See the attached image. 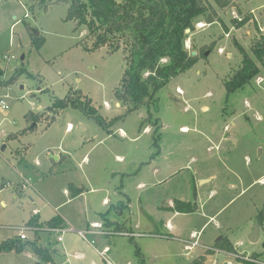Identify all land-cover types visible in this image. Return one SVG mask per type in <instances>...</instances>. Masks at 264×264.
I'll return each mask as SVG.
<instances>
[{
    "label": "rangeland",
    "instance_id": "374dc122",
    "mask_svg": "<svg viewBox=\"0 0 264 264\" xmlns=\"http://www.w3.org/2000/svg\"><path fill=\"white\" fill-rule=\"evenodd\" d=\"M209 2L220 22L202 21L189 32L186 46L197 52L198 60L159 91V111L152 108L151 119L162 126L157 148L153 138L156 126L140 128L150 115L147 108L126 112L125 106H116L114 90L126 67L122 50L109 53L104 47L86 51L81 41L91 44L88 31L67 20V3L46 9L38 0H0V78L10 80L0 89V97L10 104L8 111L0 112V241L27 228L34 208L41 211L42 219L60 213L78 226L96 219L107 208L104 197L110 204L123 198V214L115 208L109 214L118 220L128 219L141 234L134 240L127 236L115 239V253L126 261L137 264L138 243L146 264H195L207 248L216 249L213 246L219 236L238 244L236 256L259 253L264 260V222L260 239L249 240L257 216L264 210V68L242 90L228 95L225 87V81L242 65L236 44L249 49L255 38L264 34V0H232L222 8L214 0ZM30 4H34V12L29 11ZM246 18L245 25L236 26L234 20ZM39 39L44 40L40 49L35 45ZM22 68L24 71L17 73ZM71 89L88 95L104 116H122L109 128L113 132L72 108L61 111L48 125L53 113L47 107ZM106 102L109 111H105ZM34 114L38 120H32ZM69 122L75 128L67 133ZM83 135L90 137L82 139ZM136 136V141L131 140ZM96 143L88 155L90 160L80 167L79 162ZM59 145L74 154L73 163L51 157L52 153L59 155ZM116 155L124 156L125 161ZM119 165H124V170ZM66 166H70L69 173L64 174ZM17 168L29 181L26 189L25 182L19 184L22 192L16 191L23 180ZM68 179L91 191L65 202L63 189L68 188ZM4 180L11 185L2 186ZM176 198L191 201L197 209L174 213L165 208ZM50 237L43 234L39 246H46ZM197 237L199 245L188 250L186 246ZM231 253L216 250L205 264L234 262L236 256ZM68 258L74 260L71 254ZM109 259L118 264L115 256ZM38 262L24 252L0 254V264Z\"/></svg>",
    "mask_w": 264,
    "mask_h": 264
},
{
    "label": "trees",
    "instance_id": "16d2710c",
    "mask_svg": "<svg viewBox=\"0 0 264 264\" xmlns=\"http://www.w3.org/2000/svg\"><path fill=\"white\" fill-rule=\"evenodd\" d=\"M214 1L222 8L229 5L232 0ZM59 2L69 5L67 20L74 21L77 29L81 27L87 29V39L91 44L81 41L86 51L95 52L104 47L108 48L109 53L123 51L126 67L114 95L117 101L126 107V112L147 108L150 115L140 124V128L148 124L156 126L153 138L154 144L159 148L162 126L157 119H151L152 108L159 111L158 93L174 77L195 65L198 56L193 55L186 46L189 37L187 30L190 29V33L194 32L196 25L202 21L207 24L220 22L217 10L209 0H38L39 6L46 9ZM28 7L29 11L34 12V4ZM246 21L248 18L242 21L234 20L239 28L245 25ZM43 43L44 40L39 39L35 45L40 49ZM236 46L242 54V65L229 80L225 81L228 95L244 89L264 68V34H259L249 49L238 43ZM23 71L22 68L17 70V73ZM2 73L3 69L0 66V75ZM9 81L0 78V89L6 83L8 86ZM67 108L79 110L86 118L107 131L122 117L115 116L108 120L99 108L93 105L88 95L71 89L64 98H56L53 104L47 107L46 110L53 113L52 116H47L50 120L48 125ZM34 116L32 120L39 119V116L35 114ZM70 190L74 197L84 191L82 187L74 185L70 186ZM122 206L121 201L113 208L118 214H123ZM165 208L178 213H191L197 209V205L176 198L172 206ZM112 209L100 213L105 223L114 226L115 231L133 232L125 226V222L108 219ZM257 220L260 224L264 222V210L260 211ZM45 224L49 228H56L62 226L63 221L57 216ZM27 227L38 232L42 227L38 215H34L27 222ZM133 237L130 236V239L134 240ZM37 241L38 239L23 242L18 237L9 238L0 242V253L12 251L20 253L29 246L43 262L56 264L53 255L55 251L48 246H39ZM213 247L236 253L234 244L226 236L215 242ZM135 248L138 264H146L144 254L137 243ZM213 252V249L206 250L194 260V263L205 264L207 256ZM232 264H264V260L260 258L259 253L250 256L238 254Z\"/></svg>",
    "mask_w": 264,
    "mask_h": 264
},
{
    "label": "crops",
    "instance_id": "0c3cea01",
    "mask_svg": "<svg viewBox=\"0 0 264 264\" xmlns=\"http://www.w3.org/2000/svg\"><path fill=\"white\" fill-rule=\"evenodd\" d=\"M116 106L117 107H121L122 104L120 102H117L116 103ZM105 109H106L105 111H109L110 110V105L106 106ZM106 114L107 113H105V116L108 119H110L111 117H113V116H109L108 114L107 115ZM116 116H120V115H116ZM91 121H93V120H91ZM81 125L84 126V125H87V124H85L84 122H82ZM74 128H75L74 124L72 122H69L68 125H67V127H66V132L68 133L70 131H73ZM112 130L113 129H109L108 132H113ZM118 130H121L122 132H125L122 127H119ZM121 134L123 135L121 137H126L125 134H123V133H121ZM89 137H90L89 135H85V136L83 135L82 136V139H87ZM106 138L107 137H105L104 139H106ZM138 138H139V136H136V137H133L131 140L136 141ZM99 142H101V141H99ZM98 143H96L95 145H93L89 149L88 153H86L84 155L82 161L79 162V166L80 167H82V163L83 162H85V161L88 162L90 160V156L88 157V155H90V154L93 153L95 147L98 146ZM54 147H56V146H54ZM59 150H60V153H58L59 155H58L57 161L60 160L61 162H66L67 161V162L73 163L74 154L72 152H70L69 150H66L64 148H61V145H59ZM52 155H53V153L51 154V156ZM116 157H117V159L119 161H125V157L122 156V155H116ZM70 166H66L64 168V171H67V172H64L63 171L64 174L69 173L68 169L70 168ZM19 167H21V166L19 165ZM118 168L121 169V170H124L122 168H125V166L124 165H119ZM17 171H18V174H19L20 178H22L23 180H20L17 183L16 191L17 192H22V191H24V189L21 188L19 184L21 182H26V180H28V177H26L24 175V172L22 171L21 168H17ZM117 172H122V171H117ZM71 180L72 179H68V181H66V184H69L68 185V188L64 187V189H63L64 190L65 197H66V201L65 202H69V201H72L73 202L74 200H76L80 196L81 197L82 196H86L87 193L89 191H91L89 189H86L85 190V188L83 186H76L74 184V181H71ZM1 185L2 186H8V185H11V182L9 180H4ZM71 185H74L75 187H82L84 191L81 194H79V195H77V196L74 197L71 194V190H70V186ZM31 186L33 187V185H31ZM25 189H26V187H25ZM92 190H96V189H92ZM38 193H40V192L38 191ZM122 194L124 195L123 196L124 198L127 195L125 192H123ZM121 201L122 202L124 201L123 198L120 199V200H118V203L121 202ZM65 202L59 204V206H61ZM110 203H111L110 200L107 197H104V199H103V205H106L107 208H104L103 210H101L98 213L96 219H92V220L87 219L86 220V223H84V224L80 223L78 226H74L72 224L71 219H69L64 214H60V213H58L59 215L53 216V217H51L49 219H46V220L45 219H42V217H41V214H42L41 211L38 208H34L31 211V214L32 215L28 219V221L34 215H38L39 222L42 225V227H40L38 229V232L37 233L34 232L33 230L29 229L28 230L29 232H27L28 233L27 235L29 237H31V240L25 239V240H23V242L34 241L35 239H38L37 243H40V241H41V239L43 237V234L49 233L50 236H51L50 237L51 239H50L49 242H46L47 243L46 246H48L50 249H52V250L55 251L53 255H54L55 263L56 264H103V261L109 262V264H113L112 261H110L109 256H111V257L112 256H115V260L117 261L118 264H133V262L130 259H128L126 261V259L124 258V256H122L119 253L118 254L115 253V251L117 249V243H116L115 239L117 238V236H127L130 239V236H132L131 233H138V232H136L133 229V226H132L131 222L128 219L118 220L116 218V216H112L110 214L108 215V219L114 220V221L118 220V221H121V222H125V226L127 228L131 229L133 232L115 231L114 230L115 229L114 226L109 225L108 223H105V220L102 218V214H100V213L106 212L107 210L112 209L115 205L118 204V203L117 204H113V203L110 204ZM2 204H5V202L2 201ZM126 205L127 206H125V208L128 209L129 206H130V202L126 203ZM172 205L173 204H170L167 207L172 206ZM172 212H174V211H172ZM174 213H177V212H174ZM57 216L61 217V219L63 221V225L62 226H57L56 228H49V227H47L45 223L48 222L49 220H51L52 218L57 217ZM120 216L122 218V215H120ZM27 222H26V227H27ZM96 223L102 224V227H99L100 225L97 226ZM169 227H170V229H173V226H170L169 225ZM16 229L19 230V228H17V227H16ZM80 231L86 232V238H84L80 234ZM19 233L20 232H18L17 234H15L13 237H9V238H14V237L20 238ZM138 234H140V233H138ZM155 234L158 235L157 233H155ZM169 234L172 235V236H175V234L172 233V232L169 233ZM198 235H200V232H198ZM60 236H62V240H59V237ZM9 238H7V239H9ZM7 239H4V240H7ZM32 239H34V240H32ZM4 240H2V241H4ZM2 241H0V242H2ZM80 241H85V244H81ZM232 243L234 244L235 248L238 246L237 243H234L233 241H232ZM27 248H29V250ZM207 249H211V247H209ZM216 250H219V251H223L224 252V250H220V249H215L214 251L216 252ZM236 250L238 251L237 248H236ZM72 251H74V252H72ZM12 252H15V251H12ZM22 252L28 253V255L31 256V258H33L36 262L39 261V262H41L43 264H53L51 262H49V263L43 262L40 259V257L29 246H27L24 249V251H22ZM15 253H18V252H15ZM228 253H230V252H228ZM70 254L74 256V260H71L70 258H68V255H70ZM231 254H234V253H231ZM227 263L228 264H232L231 261H228ZM137 264H138V262H137Z\"/></svg>",
    "mask_w": 264,
    "mask_h": 264
},
{
    "label": "built area",
    "instance_id": "2783aa9c",
    "mask_svg": "<svg viewBox=\"0 0 264 264\" xmlns=\"http://www.w3.org/2000/svg\"><path fill=\"white\" fill-rule=\"evenodd\" d=\"M12 57L14 58V56H12ZM105 105L108 106L109 104L106 102ZM9 109H10V104H9V102H8L3 96L0 97V112H6V111H8ZM28 184H29V181L26 180V182H25V184H24V187H27ZM96 225H97V226L100 225L99 227H102V224L96 223ZM29 229H30L29 227H27V228H20L19 236H20V238H21L22 240L28 239L27 231H28ZM80 234H81L84 238H86V232H82V231H80ZM131 235H132V236H139V235H141V234H138V233H131ZM59 240H62V236L59 237ZM197 245H199L198 237H197V239H196L193 243L187 245L186 248H187L188 250H191V249H193V247H195V246H197Z\"/></svg>",
    "mask_w": 264,
    "mask_h": 264
},
{
    "label": "water",
    "instance_id": "95a60500",
    "mask_svg": "<svg viewBox=\"0 0 264 264\" xmlns=\"http://www.w3.org/2000/svg\"><path fill=\"white\" fill-rule=\"evenodd\" d=\"M187 32L189 33L190 32V29L187 30ZM35 35L36 36H39L40 33L38 30H35ZM197 52H193V55H196ZM209 52H206V55H208ZM22 59H24V56H22ZM32 127H35V123L31 125ZM5 147V146H4ZM51 157H53L55 160L58 159V156H55V155H52ZM209 179L207 180H202V183L205 182V181H208ZM260 228H261V224H260V221L257 220L255 225H254V229L252 231V233L249 235V240L251 242H257L259 239H260ZM224 236H219L217 239H216V242H219L223 239ZM37 264H43L41 262H38ZM225 264H228L227 262Z\"/></svg>",
    "mask_w": 264,
    "mask_h": 264
},
{
    "label": "bare ground",
    "instance_id": "6f19581e",
    "mask_svg": "<svg viewBox=\"0 0 264 264\" xmlns=\"http://www.w3.org/2000/svg\"><path fill=\"white\" fill-rule=\"evenodd\" d=\"M179 91L182 92L181 90H179ZM183 130L186 131V130H188V129H187V127H184Z\"/></svg>",
    "mask_w": 264,
    "mask_h": 264
}]
</instances>
